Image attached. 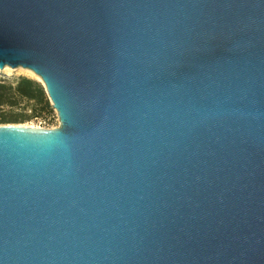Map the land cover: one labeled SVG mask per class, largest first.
<instances>
[{
	"label": "water",
	"instance_id": "water-1",
	"mask_svg": "<svg viewBox=\"0 0 264 264\" xmlns=\"http://www.w3.org/2000/svg\"><path fill=\"white\" fill-rule=\"evenodd\" d=\"M8 66L0 264H264V0H0Z\"/></svg>",
	"mask_w": 264,
	"mask_h": 264
},
{
	"label": "trees",
	"instance_id": "trees-1",
	"mask_svg": "<svg viewBox=\"0 0 264 264\" xmlns=\"http://www.w3.org/2000/svg\"><path fill=\"white\" fill-rule=\"evenodd\" d=\"M22 102L30 105L33 111L37 112L41 109H51L49 96L44 85L38 79L21 74L15 82L0 81V109L1 106H9V117L6 116L4 110H1L0 121L5 122L7 119L19 120L25 117V114L15 112L14 108L20 106Z\"/></svg>",
	"mask_w": 264,
	"mask_h": 264
},
{
	"label": "rangeland",
	"instance_id": "rangeland-1",
	"mask_svg": "<svg viewBox=\"0 0 264 264\" xmlns=\"http://www.w3.org/2000/svg\"><path fill=\"white\" fill-rule=\"evenodd\" d=\"M21 74H25V75L34 77L39 80V78L31 71H28L22 67H18V68H11L8 70H4V69L0 70V81L15 82L17 77ZM50 103H51V100H50ZM1 107L2 109H0V112L1 110H4V113L6 114V116L10 118L9 112L7 111L10 109V107L6 105H3ZM14 110L15 112L25 114V117L19 120L7 119V121L5 122L0 121V124L1 123H22V124H27V125H40V126H45V127H54L59 124V117H58L57 110L52 106V104H51L50 110L41 109L35 112L33 111L30 105H25V102H22L21 105L15 107Z\"/></svg>",
	"mask_w": 264,
	"mask_h": 264
},
{
	"label": "bare ground",
	"instance_id": "bare-ground-1",
	"mask_svg": "<svg viewBox=\"0 0 264 264\" xmlns=\"http://www.w3.org/2000/svg\"><path fill=\"white\" fill-rule=\"evenodd\" d=\"M22 68H24V67H22ZM8 69H11V67H6L4 70H8ZM24 69H26V70H28V71H31L32 73H34L38 78H40L39 77V75H37L33 70H31V69H29V68H24Z\"/></svg>",
	"mask_w": 264,
	"mask_h": 264
},
{
	"label": "built area",
	"instance_id": "built-area-1",
	"mask_svg": "<svg viewBox=\"0 0 264 264\" xmlns=\"http://www.w3.org/2000/svg\"><path fill=\"white\" fill-rule=\"evenodd\" d=\"M38 126H40V125H38ZM45 127V126H44Z\"/></svg>",
	"mask_w": 264,
	"mask_h": 264
}]
</instances>
